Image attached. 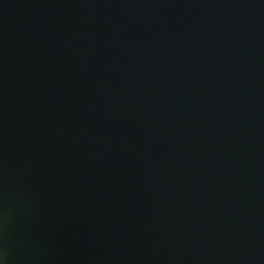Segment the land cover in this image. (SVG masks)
I'll return each mask as SVG.
<instances>
[{
  "label": "water",
  "instance_id": "95a60500",
  "mask_svg": "<svg viewBox=\"0 0 264 264\" xmlns=\"http://www.w3.org/2000/svg\"><path fill=\"white\" fill-rule=\"evenodd\" d=\"M0 264H264V0H0Z\"/></svg>",
  "mask_w": 264,
  "mask_h": 264
}]
</instances>
